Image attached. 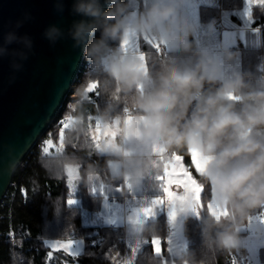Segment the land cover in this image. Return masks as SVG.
I'll return each mask as SVG.
<instances>
[{"label":"clouds","instance_id":"1","mask_svg":"<svg viewBox=\"0 0 264 264\" xmlns=\"http://www.w3.org/2000/svg\"><path fill=\"white\" fill-rule=\"evenodd\" d=\"M132 2L73 0L71 8L82 19L73 21L69 35L89 68L98 74L94 78L109 100L101 117L112 119L120 95L136 120L131 130L121 132L119 147L107 151L114 160L105 166V179L138 181L152 169L156 146L195 149L207 158L203 183L215 188V203L228 211L223 221L212 214L206 220V242L229 252L238 249L237 229L254 210L264 209V77L256 86L249 83L256 79L250 72L225 79L212 54L190 39L198 26L184 15L186 0H149L139 16L130 18ZM57 10L62 13L64 8ZM126 33L129 37L154 36L196 60L165 58L145 70L140 55L146 54L133 56L113 46ZM43 35L54 44L64 32L50 25ZM17 43L30 47L31 38L9 32L0 43V58ZM237 55L225 50L224 58L232 61ZM86 92L83 87L78 89L81 105L87 101ZM177 205L185 213L193 211L190 200ZM217 228L222 231L213 238Z\"/></svg>","mask_w":264,"mask_h":264},{"label":"trees","instance_id":"2","mask_svg":"<svg viewBox=\"0 0 264 264\" xmlns=\"http://www.w3.org/2000/svg\"><path fill=\"white\" fill-rule=\"evenodd\" d=\"M242 0L236 7H241ZM230 0H225L229 3ZM136 9L135 0L130 5V13ZM254 15L260 17L258 21H264V8H255ZM97 36L100 34L97 33ZM264 35V34H263ZM135 37H130V39ZM137 38V36H136ZM141 38L143 54H146L147 65L158 62L165 58H175L182 61L195 62L196 57L183 51H159L150 46L145 39ZM122 42V41H121ZM121 42H114V47H120ZM264 50V49H263ZM260 51L246 50L242 57V73H252L256 78L250 80L253 86L257 85L259 74L257 65L261 63ZM158 67V66H157ZM94 73L84 58L83 65L78 77L67 97L60 113L53 124L43 135L50 137L55 142H60V151L57 155H41V150L35 146L16 169L13 182L16 187L10 186L0 206V264H121L125 252L123 241L124 231L120 228H94L86 227L82 222V209L97 210L100 208L101 197L87 196L81 207L69 205L71 195L65 188L66 167L69 164H81L83 177L98 174L105 179V166L111 156H103L95 152L88 118L91 115L102 114L109 103L108 98L102 94L99 80L94 78ZM92 82H97L99 98L97 104L89 103L93 92H86L87 101L82 105L78 102V89L88 88ZM217 84L215 87H219ZM207 87V85H206ZM74 95V99L70 96ZM76 102H78L76 104ZM115 103L118 104L116 111L112 113V119L116 118L122 110L128 107L117 95ZM76 104V105H75ZM89 108L92 113L82 114ZM66 125L61 122L66 120ZM110 119V120H112ZM108 121V120H107ZM63 141L61 143V133ZM172 155L182 157L184 164L192 176L202 186L198 216L186 217L183 221V235L187 243V252L183 257H173L169 252V237L171 227L164 215L149 223L142 234L146 240L142 250L134 253L129 250L130 264H172L187 261L188 264H236L240 260L241 250L233 249L226 251L215 244L210 245L205 239V222L211 215L207 204L212 198L211 185L203 183L202 176L197 173L191 162L189 151L170 150ZM26 189V196L22 195V189ZM95 204V205H94ZM263 213L264 209L258 208L250 213L243 225L237 229L238 237H246L248 231L245 229L250 224L251 218L257 213ZM223 221V218L220 219ZM100 230L103 240L99 243L95 236ZM222 231L217 228L216 232ZM70 235L82 236L85 239L83 247L78 248L77 259L72 254L66 253L64 249L54 250L52 242L66 241ZM14 239L17 244L12 245L9 240ZM160 240L162 252L157 254L153 241ZM23 240V241H18ZM20 242H22L20 244ZM260 261L264 262V247L259 251Z\"/></svg>","mask_w":264,"mask_h":264},{"label":"crops","instance_id":"3","mask_svg":"<svg viewBox=\"0 0 264 264\" xmlns=\"http://www.w3.org/2000/svg\"><path fill=\"white\" fill-rule=\"evenodd\" d=\"M241 2V7H236L240 3V0H230L228 4L225 3V0H186L183 10L184 15L195 21L198 26V30L191 34L190 39L197 47L212 54V57L220 64L225 79H233L235 73H242V57L246 50L259 49L260 56L261 53H264V33L260 36L258 32L253 29L254 25L260 19V17L254 15V9L264 8V3H260L259 0H252V3H250V0H242ZM148 3L149 0H135L136 9L133 13H130V18L139 16L143 9L148 6ZM219 6L223 7L222 11H219ZM249 13L251 15H249ZM216 14L221 15L222 22L225 26L224 30H220L215 23L211 22V17ZM143 38L145 39V36L142 37V39ZM149 38L154 42H159L154 36H149ZM132 39L136 40V54H143L140 49L141 38L137 36V38L135 37ZM145 41L155 48L153 43H149L146 39ZM161 49L176 51L163 44H161ZM229 49H233V53H238L237 57L232 61H228L224 58L225 50ZM88 102L93 104V106L97 104L91 100H88ZM77 103L78 102H76V104ZM81 113L90 114L92 110L86 108L85 112ZM132 116L135 118L134 115ZM97 121L101 123V131L107 132L109 130V126L107 125L108 121L103 119L101 114L89 116L88 128L90 130L91 141L96 153L103 156H111V159L108 161L109 164L110 161L114 160V157L112 153L107 152L110 150L108 149V144L113 142L104 140L100 147L96 146V142L92 139V136L93 133L96 132ZM66 122L67 119L65 120V124L63 123V126L66 125ZM125 130H128L126 126ZM46 139L48 142L44 149L41 150V155H57L60 151V142H55L50 137ZM46 147L49 149L47 152H45ZM117 147H119V145L115 144V148ZM127 147H130V144L126 145V148ZM174 156L177 155L174 154ZM161 160L170 164L175 163L174 160L166 161L163 157L154 156L152 169L135 182L128 179L107 180L98 174L83 177L81 174V164H69L66 167V183L64 184L68 194L71 195L70 200L74 201V203L69 205L81 207L84 198L87 196L101 197L99 209H82L81 215L83 225L98 229L106 227L125 228L126 238L135 253L141 251L146 243V240L142 238L145 227L161 215H164L171 227L168 250L173 257H183L187 252V243L183 235V221L186 217H189V215L198 216L199 210L185 213L181 211L177 204H169L167 200L164 199L165 193L162 188V182L157 178L158 175L163 174L164 171ZM180 163L190 172L183 160H181ZM192 178L200 185L198 180L193 176ZM126 180L129 181V184L125 183ZM171 190L177 197L187 194L190 197L189 200L192 202L193 207L195 206L194 197L196 194L193 193L191 189H188L186 192L183 186L177 187L173 184ZM21 192L23 196H26V189L23 188ZM110 199H115L117 202H111ZM161 199H164L163 203H155L157 200ZM123 200H125V205L121 204ZM210 202H215L213 190ZM145 209H151V211L145 212ZM175 217L176 219H174ZM251 220L253 221L255 230L258 231L257 233L259 235H262L261 233L264 234V232H260L257 228L259 224L264 223V219L254 216ZM248 236L249 235L246 237H238V239L243 241ZM240 244L241 245H239L237 249L241 250L240 260L236 264H261L258 254L262 246H255L253 254L256 255V258L252 262L247 259L250 250L249 244L246 246H243L242 243ZM160 247L161 251L157 252L154 245L157 254L162 252V244H160ZM172 264L180 263L173 262Z\"/></svg>","mask_w":264,"mask_h":264},{"label":"water","instance_id":"4","mask_svg":"<svg viewBox=\"0 0 264 264\" xmlns=\"http://www.w3.org/2000/svg\"><path fill=\"white\" fill-rule=\"evenodd\" d=\"M72 2L0 0V43L9 32L31 38L30 47L12 44L0 58V206L16 169L53 124L83 65L84 54L69 35L73 21L82 19L71 13ZM50 25L64 32L54 44L43 35Z\"/></svg>","mask_w":264,"mask_h":264},{"label":"snow or ice","instance_id":"5","mask_svg":"<svg viewBox=\"0 0 264 264\" xmlns=\"http://www.w3.org/2000/svg\"><path fill=\"white\" fill-rule=\"evenodd\" d=\"M260 3H264V0H259ZM250 3H252V0H250ZM249 15H251L249 13ZM131 37H136L135 35H132ZM145 39L149 41V43H153L154 47L159 51L161 49V44L163 42H154L149 36H145ZM120 48L123 53L129 54L131 53L133 56H136V50H137V44L135 39H130L129 34L126 33L125 39L121 42ZM140 59L145 61V57L143 55H140ZM145 70L147 69V64L144 65ZM97 88V82H92L88 85L87 91L93 92ZM235 99V97H233ZM144 117H141V120H143ZM124 125L128 130H131L133 125L136 123L135 118L128 113V110L125 109V117L123 120ZM120 124L119 120L114 121V124L109 127V130L107 132L101 131V123L97 121L96 123V132L93 133L92 139L96 142V146L100 147L101 143L104 142V140H110L114 141L115 136L117 135L118 126ZM63 141V131L61 133V143ZM115 148L114 143L108 144V149ZM167 149L163 146H156L153 149L154 155L162 157V154ZM49 151V149L46 147L45 152ZM189 153L191 155V162L195 166V170L200 173L201 176L204 174V170L207 163V158L201 157L200 153L196 151L195 149L189 150ZM182 160V157L180 156H174V164L166 163L161 160V163L163 165V174L158 175V179L162 182V188L165 193V198L169 204H177V203H184L189 200V196L186 194L181 197H177L174 195L173 191L171 190V186L175 184L177 187L183 186L187 192L188 189H191L193 193H195L194 197V207L193 210L197 211L203 207V205L200 203V196L199 193L201 191L202 186L198 185L197 182L192 178V174L188 172L182 163L180 161ZM154 163V162H153ZM213 192H215V188L213 187ZM164 199L157 200L155 203L160 204L164 202ZM74 203V201L69 200V204ZM208 211L215 216L218 220L221 218H224L228 215V211L225 208H221L219 205H217L215 202H210L207 204ZM145 212H150L151 209H145ZM73 241L67 240V241H56L52 244V248L55 250H70L73 248ZM153 244L155 245L156 251L160 252L161 242L157 239L153 241Z\"/></svg>","mask_w":264,"mask_h":264},{"label":"rangeland","instance_id":"6","mask_svg":"<svg viewBox=\"0 0 264 264\" xmlns=\"http://www.w3.org/2000/svg\"><path fill=\"white\" fill-rule=\"evenodd\" d=\"M222 18V17H221ZM260 79V78H259ZM131 115H133V114H131ZM114 120V119H113ZM65 124V120H64V122H62V126ZM125 131V130H124ZM60 132H62V131H60ZM47 138H49V137H47ZM47 142H48V140H47ZM113 142V141H112ZM114 143V142H113ZM117 145H119V143H117ZM174 160V159H173ZM211 188H212V186H211ZM110 201L111 202H117L115 199H110ZM121 204L122 205H125V200H123V201H121ZM189 216H191V215H189ZM255 217H261V218H263L264 219V214L263 213H259V212H257L255 215H254ZM253 216V217H254ZM252 217V218H253ZM251 218V219H252ZM174 219H176V217L174 218ZM179 227V226H178ZM257 228H258V230H260V232H264V223L263 224H259V226H257ZM247 231H248V237L246 238V239H244L243 241H241L240 239H239V245H241L240 243H242V245L243 246H246V245H248L249 244V255L247 256V259H248V261H252L253 262V260H255V258H256V255H254L253 254V250H254V248H255V246L257 245V246H262V247H264V234L263 233H261L262 235H259L257 232L258 231H256L255 230V228H254V225H253V221L251 220L250 221V224L247 226V228H245ZM123 231H124V234H123V243H124V245L126 246L125 248V252H124V256H123V259H122V263L121 264H130L131 263V258H130V254H129V250H131L132 249V247H131V245H130V243L128 242V240H127V238H126V234H125V228H123L122 229ZM259 232V233H260ZM85 239H87V238H83L82 236H77V235H70L67 239H66V241L67 240H72L74 243H73V248L72 249H70V250H66L65 252L66 253H68V254H72V257L74 258V259H77V253H78V248L80 249L81 247H83L82 245V243L83 242H85ZM95 239L99 242V243H101V241L103 240V236H102V233H101V231L100 230H98L97 231V234H96V236H95ZM11 240V239H10ZM124 240H126V243L124 242ZM18 241H23V240H18ZM12 245H15V244H17V243H14V242H11V241H9ZM22 242H20V244H21ZM52 243H54V242H52ZM81 244V245H80ZM61 250V249H60ZM133 250V249H132ZM142 250V249H141ZM134 252V251H133ZM140 252V251H139ZM138 252V253H139ZM135 253V252H134ZM178 253V252H177ZM137 254V253H136ZM259 255V254H258ZM254 256V257H253ZM259 259H260V255H259ZM261 262V264L262 263H264V262H262V261H260ZM74 264H76V263H74Z\"/></svg>","mask_w":264,"mask_h":264},{"label":"built area","instance_id":"7","mask_svg":"<svg viewBox=\"0 0 264 264\" xmlns=\"http://www.w3.org/2000/svg\"><path fill=\"white\" fill-rule=\"evenodd\" d=\"M222 10H223V7L219 6V11H222ZM211 22L215 23L220 28V30H224L225 29V26H224V24L222 22V18H221L220 14L213 15L211 17ZM253 29L256 30L258 32V34L261 36L264 33V21H258L254 25ZM228 51L232 52L233 49H229ZM260 60H261V63L258 64L257 71L259 73V78H262V77H264V53H261ZM70 97L74 98V95H71ZM98 98H99V88L97 86V88L93 91V94H92V97H91L90 100L96 104ZM125 109L128 110V113L133 114L131 108L130 107H126V108H124L122 110V112L116 118H114V120L113 119L112 120H108V124L107 125L109 127L114 124V121H116V120L120 121V124L118 126L119 130L117 131V135L115 136L114 141H113L115 144L119 143L120 134H121L122 131L125 130V125L123 123V120H124V117H125ZM106 141H110V140H106ZM46 144H47V139L43 138V139L39 140V142L36 144V146H37L38 149L42 150V149H44ZM162 157L166 161H173V159H174V156L171 154L170 150H168V149L162 154ZM125 183L129 184V181L126 180ZM11 186L12 187H16V183L12 182ZM1 206H2V204H1ZM9 241L14 242L13 240H9ZM124 242L126 243V240H124Z\"/></svg>","mask_w":264,"mask_h":264},{"label":"bare ground","instance_id":"8","mask_svg":"<svg viewBox=\"0 0 264 264\" xmlns=\"http://www.w3.org/2000/svg\"><path fill=\"white\" fill-rule=\"evenodd\" d=\"M173 156H174V155H173ZM11 240L15 241L14 239H11ZM15 243H16V241H15Z\"/></svg>","mask_w":264,"mask_h":264}]
</instances>
